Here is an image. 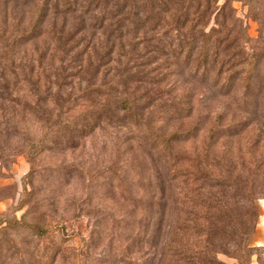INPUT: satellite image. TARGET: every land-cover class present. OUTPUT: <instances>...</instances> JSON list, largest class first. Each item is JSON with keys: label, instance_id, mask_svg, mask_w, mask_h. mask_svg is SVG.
<instances>
[{"label": "trees", "instance_id": "trees-1", "mask_svg": "<svg viewBox=\"0 0 264 264\" xmlns=\"http://www.w3.org/2000/svg\"><path fill=\"white\" fill-rule=\"evenodd\" d=\"M198 1L0 0V117H6L0 138L38 129L56 145L77 150L99 127H125L127 146L155 153L165 167L166 176L157 177L163 184L148 185L106 169L104 178L122 190L126 207L118 218L105 217V226L120 222V264H227L220 254L249 264L252 254L264 199L261 141L232 151L216 147L219 138L237 135L226 132L228 126L211 142L192 134L201 130L197 125L193 131L174 128L193 114L191 99L179 91L192 71L224 79L242 72V94L251 92L248 28L229 1ZM236 80L226 92L239 90ZM251 102L242 97L235 104L264 117V99ZM3 107L22 113L4 115ZM179 142H190V151ZM0 221L1 233L3 223L18 227L22 220ZM69 225L51 227L74 236L77 228ZM96 247L57 249L52 264H87ZM96 264L103 263L97 258Z\"/></svg>", "mask_w": 264, "mask_h": 264}, {"label": "rangeland", "instance_id": "rangeland-1", "mask_svg": "<svg viewBox=\"0 0 264 264\" xmlns=\"http://www.w3.org/2000/svg\"><path fill=\"white\" fill-rule=\"evenodd\" d=\"M226 1L233 5L235 16L248 28L246 54L251 57L248 69L254 74L251 92L247 96L242 94L246 85L242 72L224 79L225 75L218 77L205 70L196 75L192 71L179 84V91L191 99L193 114L189 119L174 124V128L180 132L193 131L197 125L202 127L201 130L192 134L199 135L200 142H211L216 131L225 130L228 126L226 132L238 133L219 138L216 144L219 149L245 150L250 142L258 140L261 141L259 147L264 149V117L252 107L249 112H244L235 104L242 97L250 104L251 101L264 99V0H217V5L221 6ZM198 2L214 6V0ZM209 24L210 29L213 23ZM236 78L235 85L239 90L236 93L226 92ZM224 93L229 94L222 95ZM183 106L186 108V103ZM13 109L3 107L1 112L10 115ZM21 113L19 108L13 111L16 115ZM4 120L6 117H0V124H4ZM37 130L10 131L9 135L0 138V220H22L18 227H5L3 223L5 230L0 233L3 250L0 263L17 264L15 258L21 255L18 264H43L44 260L52 264L51 257L57 249H78L83 253L87 247L91 250L92 245H97L87 264H96L97 258L103 264H120L116 262L120 260L122 250L117 240L120 222L117 219L116 224L114 221L105 226V217L111 215L118 218V215L124 214L126 207L121 197L122 190L110 188L104 178L108 174L106 169L112 167L118 176L123 171L131 182L163 184L159 179L166 176L163 163L155 153L150 152L149 156L147 152L129 148L126 136L122 135L127 131L125 127H99L77 150L65 149V143L61 142L56 145L45 136V132ZM205 136L208 139L206 137L205 140ZM189 143L179 142L177 147L186 148L189 152ZM203 143L199 145L200 149ZM33 164L36 172H33ZM132 192L134 195L133 188ZM258 204L260 215L250 240L253 249L249 264H264V199ZM56 222H64L66 227L73 224L77 233L65 236L59 227H51ZM47 227L48 231L44 234L42 230ZM110 227L112 237L106 236ZM133 257L137 258V255ZM82 259V262L87 261ZM219 259L227 264L236 263L235 259L224 254H220ZM55 263L61 264L59 261Z\"/></svg>", "mask_w": 264, "mask_h": 264}, {"label": "crops", "instance_id": "crops-1", "mask_svg": "<svg viewBox=\"0 0 264 264\" xmlns=\"http://www.w3.org/2000/svg\"><path fill=\"white\" fill-rule=\"evenodd\" d=\"M262 245H264V244L262 243Z\"/></svg>", "mask_w": 264, "mask_h": 264}]
</instances>
